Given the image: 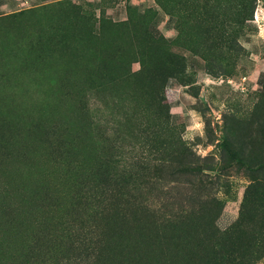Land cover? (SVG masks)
I'll return each instance as SVG.
<instances>
[{
	"label": "rangeland",
	"instance_id": "1",
	"mask_svg": "<svg viewBox=\"0 0 264 264\" xmlns=\"http://www.w3.org/2000/svg\"><path fill=\"white\" fill-rule=\"evenodd\" d=\"M0 264H264V0H0Z\"/></svg>",
	"mask_w": 264,
	"mask_h": 264
},
{
	"label": "trees",
	"instance_id": "2",
	"mask_svg": "<svg viewBox=\"0 0 264 264\" xmlns=\"http://www.w3.org/2000/svg\"><path fill=\"white\" fill-rule=\"evenodd\" d=\"M70 169H74L75 172L72 173V175L67 176L66 173H67V171L70 170ZM64 171H65V175L68 177V178L65 177V179H68V182H69V183L67 184L68 187H67V189H66V192H67L68 194L71 195V202H72V204H73V207L78 206L79 203H81L83 199L86 200V198H85V193L82 194V192H81L80 190L74 188V183H76V185H80V184H81L80 181H79V180H80V179H79V177H80L79 171L76 169V167L71 166L70 163L67 164V165L64 167ZM72 183H73V186H71ZM63 203H64V202H63ZM103 212H104V209H102L101 211H99V213H103ZM65 219H66V218H65ZM66 230H67V232H70V225L66 228ZM67 235H69V233H67ZM62 236H63V235H61V237H62ZM54 237H55V236H54Z\"/></svg>",
	"mask_w": 264,
	"mask_h": 264
}]
</instances>
